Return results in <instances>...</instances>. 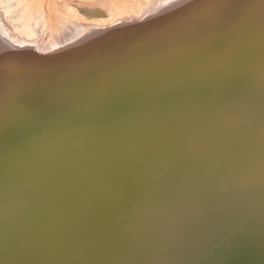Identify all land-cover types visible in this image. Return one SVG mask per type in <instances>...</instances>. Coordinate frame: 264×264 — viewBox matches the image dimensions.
<instances>
[{
	"label": "bare ground",
	"instance_id": "obj_1",
	"mask_svg": "<svg viewBox=\"0 0 264 264\" xmlns=\"http://www.w3.org/2000/svg\"><path fill=\"white\" fill-rule=\"evenodd\" d=\"M183 1L1 41L0 264H264V0Z\"/></svg>",
	"mask_w": 264,
	"mask_h": 264
},
{
	"label": "rangeland",
	"instance_id": "obj_2",
	"mask_svg": "<svg viewBox=\"0 0 264 264\" xmlns=\"http://www.w3.org/2000/svg\"><path fill=\"white\" fill-rule=\"evenodd\" d=\"M149 1L153 3V6L149 9L152 11L153 8H156L155 6L160 5L159 3L162 0H0V45L2 44V40L12 44L22 42L17 41V38H15L13 34V32L19 31L20 33L33 32L35 35H38L37 39H35L31 46H41L48 35V31L58 29L63 30L62 28L65 26H74V35L84 34V32L87 33L86 36L89 34H92L93 36H96V34L99 36L110 35L112 32H118L117 28L120 25H123L125 22L124 20L130 18L136 20L137 18H140L139 14H143V9L147 7ZM175 1L173 0L172 2L169 0V6H167L168 3H166V6L163 4L164 6L161 5L162 7L160 6L157 11L161 10L162 12L165 10V12L162 13L166 14L171 10ZM170 4H173L172 7H170ZM163 8L164 10H162ZM110 28L113 31H111ZM170 42L171 41L168 43ZM51 43L54 42L51 41ZM23 45L29 47V43ZM0 55L2 56L1 53ZM37 55L40 56V54ZM3 61L4 60L1 57L0 65H2V69H0V73H4L5 66L9 64V66H11L12 64L9 63L6 65L5 61ZM16 63H19V61ZM14 67H16V65H14ZM36 67L38 69V66ZM36 67L33 68L32 73L26 72L25 70L23 71L25 75H20L22 72L18 75L15 73L13 79L14 82H22L20 79L25 78L29 80L32 77L36 78L35 76H37L38 73V70L35 69ZM74 73L72 72V74ZM79 74L83 75V73ZM199 77V75L197 77L196 72L191 75V78H196L192 79L193 84L195 82L194 85L203 81L199 79ZM16 78L20 79L17 80ZM69 80L72 82L73 77H70Z\"/></svg>",
	"mask_w": 264,
	"mask_h": 264
}]
</instances>
